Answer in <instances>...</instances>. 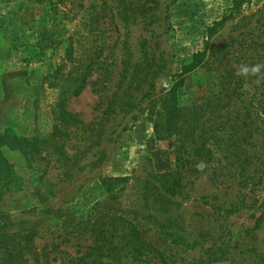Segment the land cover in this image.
<instances>
[{
  "label": "rangeland",
  "instance_id": "1",
  "mask_svg": "<svg viewBox=\"0 0 264 264\" xmlns=\"http://www.w3.org/2000/svg\"><path fill=\"white\" fill-rule=\"evenodd\" d=\"M235 1L50 5L0 0V157L14 173V182L5 174L0 179L2 193L12 188L0 203V216H8L13 233H37L34 248L42 264H79L90 254L95 237L87 225L108 213L105 206L127 218L138 212L156 216L159 223L148 218L136 223L163 258L153 254L142 262L104 259L103 264H259L255 251L264 254V0H245L239 11L233 10ZM113 14L120 32L104 20ZM72 43L77 64L105 51L82 94L67 98L66 110L82 125L72 126L66 139L54 136L56 126L64 127L59 107L64 80L53 76ZM213 47L225 48L223 65L210 56ZM205 52L208 66L194 64V56ZM256 66L260 70L252 72ZM243 67L250 71L242 74ZM228 80L250 103L245 108L238 101L230 112L239 109V122L246 111L251 114L252 135L244 129L239 138L240 158L253 160V167L245 174L232 168L224 147H214L207 173L185 175L168 212L160 210L154 175L175 169L177 138L158 140L153 120L173 96L187 106L219 95ZM108 110L113 115L106 116ZM99 125L105 129L100 147L91 139L102 131ZM64 141L71 161L59 164L56 146ZM115 180L108 192L104 182ZM178 237L191 247L175 243ZM16 249L17 242L2 243L0 264H25L9 256ZM26 258L35 264L27 253Z\"/></svg>",
  "mask_w": 264,
  "mask_h": 264
},
{
  "label": "trees",
  "instance_id": "2",
  "mask_svg": "<svg viewBox=\"0 0 264 264\" xmlns=\"http://www.w3.org/2000/svg\"><path fill=\"white\" fill-rule=\"evenodd\" d=\"M48 2L50 5H55L61 3L63 0H40ZM245 0H236L234 11L241 10ZM106 25L108 22L110 25H115L116 31L120 32L117 25V15L113 14L111 16H105ZM222 23L218 24L221 25ZM218 49V50H217ZM224 47H213L210 56L212 58H217L220 62V57L223 55ZM104 49H100L95 52L94 56L91 57L87 64H77L75 61V46L72 43L67 49V55L64 59V63L58 70L54 73L53 78L58 80L61 78L64 80V85L61 88L60 95V119L64 125L63 129L56 126V131L54 133L55 137H65L68 139L72 134V126L79 124L77 116L71 115L66 110V101L68 97H78L82 94L93 77L94 73L100 69L96 67L98 64V57L104 55ZM207 56V53H201L194 56V64H201L202 67H207L209 63L203 64V58ZM220 64L223 65L222 62ZM104 67L102 66L101 69ZM193 69V68H191ZM70 70V72H68ZM110 75V74H108ZM55 86H58L56 84ZM223 90L219 95L200 97L192 100L189 105L182 106L176 97L164 102V109L159 112L155 124V132L158 140H164L171 137L177 138V146L175 150L176 157V167L174 170L168 171L164 174L154 175V179L161 191L160 210L168 212L170 208V202L176 198L184 188L185 175L190 174L193 176H204L210 165L214 162L215 158V148L224 147L232 168H237L245 171L248 168L253 167V160L250 158L241 159L242 150L244 143L240 144L241 140L239 138L242 130L247 129V134L250 136V132L253 128L251 121V114L246 111L244 119L239 122L241 115L236 110L235 112H230V107L236 102H240V105L247 108L250 103H247L244 99V93L239 92L238 89L232 88V82L229 80L223 84ZM241 89V87H239ZM248 105V106H246ZM113 107V106H112ZM110 107L109 109H111ZM111 112V113H109ZM112 111H106V116H111ZM239 123L238 125H235ZM102 127L101 125H99ZM240 126V127H239ZM80 127H78L79 129ZM94 132V131H93ZM105 134V129L102 127L100 134H94L91 139L96 144V146L102 145V136ZM246 141V140H245ZM21 144L26 143L24 140L20 142ZM58 156L56 158L57 163L63 164L65 162H70L71 157L65 152L66 142H58ZM62 143V144H61ZM246 143V142H245ZM75 149V148H71ZM80 153V152H79ZM53 157L52 159H54ZM46 161V160H45ZM13 165L4 161V157H0V179L3 175L6 176L8 181L14 182V173L12 171ZM264 167V166H263ZM243 174V175H244ZM264 176V175H263ZM115 181H105L104 185L108 188V192H112L109 188V184ZM263 180L261 179V183ZM247 184V182H245ZM0 189V203L3 201L5 193H10L12 188L6 189L5 193L1 192ZM149 196V195H148ZM151 198V197H149ZM168 201V203L166 202ZM174 204V203H173ZM108 213L102 216H97L96 220H90L87 229L91 226L90 233L95 237L94 246L89 248L90 254L86 257H82L78 260V263L86 262L89 258H95L92 264H103L104 259H114L123 260L131 259L135 262H142L148 256L156 254L158 257L163 258L160 250L156 246L148 243L143 239L142 233L139 230V226L136 223L138 218L143 219H153L156 223H159L156 216L149 214H142L138 212L132 218H127L124 216H118L117 213H111L110 210H115L114 208H108L107 206L102 207ZM109 210V211H108ZM141 211H144L143 209ZM110 222H105L106 220ZM261 220V219H259ZM257 221L255 229H259L260 222ZM12 223L8 219L7 215L0 216V247L2 243H9L11 241L17 242L19 249L18 252H11L9 256L13 258L21 257L25 264H29L30 261L26 258V253L33 257L35 264H42L40 262L41 256L35 251L34 239L37 233L32 230H27L24 232H11ZM165 227H163V231ZM165 234L174 238L175 235L170 232H165ZM175 243L182 245L183 247L190 248L191 243L188 242L183 237H178L174 240ZM95 252L96 254H92ZM256 259L259 264H264V254L256 252Z\"/></svg>",
  "mask_w": 264,
  "mask_h": 264
},
{
  "label": "clouds",
  "instance_id": "3",
  "mask_svg": "<svg viewBox=\"0 0 264 264\" xmlns=\"http://www.w3.org/2000/svg\"><path fill=\"white\" fill-rule=\"evenodd\" d=\"M259 70H260V66H256V67H254V68L251 69L252 72H258ZM240 71H241L242 74H246L250 70L247 67H243Z\"/></svg>",
  "mask_w": 264,
  "mask_h": 264
}]
</instances>
